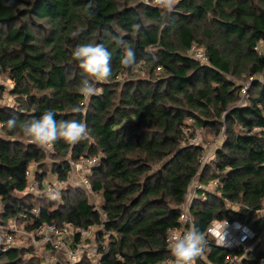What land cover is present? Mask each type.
Segmentation results:
<instances>
[{
	"label": "trees",
	"instance_id": "16d2710c",
	"mask_svg": "<svg viewBox=\"0 0 264 264\" xmlns=\"http://www.w3.org/2000/svg\"><path fill=\"white\" fill-rule=\"evenodd\" d=\"M118 32L135 52L130 68L121 64L126 49L109 39ZM88 42L111 52L112 76L85 98L71 53ZM197 49L205 64L192 58ZM0 70L13 82L9 92L0 86V96L13 97L0 103V125L52 110L57 120L78 119L90 130L75 145L56 142L47 155L19 128H0V223L15 221L32 232L102 224L95 236L99 264H164L172 260L168 234L181 228V209L197 179L216 183V194L198 191L204 199L190 206L207 240L196 264L264 260V0H178L170 13L152 0H0ZM75 105L78 114L70 111ZM197 130L219 139L203 167V148L190 142ZM45 157L60 179L69 161L96 159L90 181L101 193L105 222L80 191H65L59 202L25 192L30 166L43 170L36 176L42 187L47 182ZM222 221L253 231L246 253L214 245L207 229ZM79 242L74 236L71 247ZM0 264L42 260L14 248L0 253ZM76 264L95 262L83 257Z\"/></svg>",
	"mask_w": 264,
	"mask_h": 264
},
{
	"label": "built area",
	"instance_id": "2783aa9c",
	"mask_svg": "<svg viewBox=\"0 0 264 264\" xmlns=\"http://www.w3.org/2000/svg\"><path fill=\"white\" fill-rule=\"evenodd\" d=\"M192 58L199 61L201 64L206 63L204 53L197 49L193 50L191 54ZM246 88L242 90V95L244 96ZM1 128V127H0ZM46 153L49 155L52 153L51 148H46ZM97 164L96 159L81 158L77 161H69V169L64 174V179H60L57 174L51 176H57V178L44 183V187L41 186L40 182L36 179L37 175H41V171H35L34 166L27 168L25 172L27 187L25 192L29 194L32 198L48 199L46 193L50 187L58 188L61 195L72 189L74 191H80L86 197L94 198L93 195V185L91 184L90 177L94 166ZM37 168V167H36ZM39 169V168H38ZM196 185L197 195H194L192 200L199 198L204 199V196L198 195V191L207 192L202 190L198 180L195 179L189 186V188ZM213 188H215L216 193V183H213ZM189 192V189H188ZM49 200V199H48ZM61 197L57 201L59 202ZM95 209V207H93ZM235 210V209H234ZM96 211V210H94ZM181 215L179 217V223L181 228L170 230L166 245L168 246L169 236L175 232L177 234L183 232L186 228H190L193 224V219L190 215V204L185 201L182 209ZM102 222H105V215L100 211H96ZM31 220L28 223H32ZM69 223L64 224L61 227L42 225L37 227L33 232L26 230L24 227H18L17 222L9 221L8 223H0V253H5L11 249L18 248L21 243L18 240L21 238L23 243H21V249L24 251V258L31 259L33 256L38 257L42 260V264H60L59 256L62 255L66 261L65 264H76L83 257L91 259L95 264H99L101 254L98 252V247L96 245L95 239L91 238L92 234L95 238L98 231L103 230L102 224L99 226H90L88 229L83 230H71ZM93 232V229H95ZM207 234L213 241L214 245L218 248L228 251H234L242 248L243 252L248 251V246L246 245L249 241L254 239L253 231L245 224L240 222H215L208 229ZM74 236L80 237V242L74 247H70V244L66 237L74 238ZM108 237V235H105ZM221 241L220 244L217 241ZM29 243V244H28ZM88 243V244H87ZM28 244V245H27ZM105 244H103V248ZM32 250V253L30 252ZM171 260H167L164 264H170ZM231 264H241L240 258H234L230 260ZM260 264H264V260Z\"/></svg>",
	"mask_w": 264,
	"mask_h": 264
},
{
	"label": "clouds",
	"instance_id": "9594fccd",
	"mask_svg": "<svg viewBox=\"0 0 264 264\" xmlns=\"http://www.w3.org/2000/svg\"><path fill=\"white\" fill-rule=\"evenodd\" d=\"M152 3L163 11L172 12L178 0H152ZM134 28L139 29V25ZM125 33L118 32L115 35L109 34V39L120 47L126 49L121 64L130 68L137 63L134 50L127 48V41L123 39ZM75 36L76 33H73ZM72 59L78 62L82 70V79L77 87L78 93L90 98L98 94L97 82H107L112 76V54L103 44L81 43L71 53ZM155 59V56H154ZM70 111L78 114L81 106H72ZM52 110L45 111L39 118L25 120L18 124L15 116L10 117L5 125L9 132L19 128L26 141L35 144L40 148H51L56 142L63 141L69 145L85 140L90 135V130L84 121L78 119L57 120ZM46 196L49 200L57 201L61 197L58 188L50 187ZM218 244L221 241H217ZM169 251L172 257L170 264H196L197 258L204 255L207 240L204 233L192 224L183 232H173L168 238Z\"/></svg>",
	"mask_w": 264,
	"mask_h": 264
},
{
	"label": "rangeland",
	"instance_id": "374dc122",
	"mask_svg": "<svg viewBox=\"0 0 264 264\" xmlns=\"http://www.w3.org/2000/svg\"><path fill=\"white\" fill-rule=\"evenodd\" d=\"M0 86H3V88H5L7 92H9L12 89V87H13V82L9 80L7 74L4 73L2 70H0ZM7 92H3V94L0 96V103L1 104H6L7 105V104H11L12 103L13 97L10 94H8ZM188 124H190V121H188ZM189 134H187V136ZM190 142L192 144H194V145H198V146H201L203 148L202 157H201V161H200L201 167H203L204 165L206 166V165L210 164L213 161L216 147L217 146L219 147V139H214L212 137L211 133L197 130L196 137ZM44 164L46 165V168H47L45 174H46L47 177L49 176V181L57 178V176H51V175H54L53 174V162L51 161V159H49L48 157H45L44 158ZM32 169H35V171H37V170L41 171V172L43 171V170H40V169H38L36 167H34ZM212 184L213 183L201 184L202 187L200 186V188L202 190L207 191V193L216 194L215 193V188H213ZM196 185L197 184H195L193 187L191 186L189 188V192L187 193V196H186V201H187V203L190 204V206L192 205L193 196L197 195V190L195 189ZM93 195H94V198H91L90 196L86 197L84 194H82V197L83 198L85 197V199L87 200L88 206L95 207V209H93V210H96V211L100 212L101 206L103 204L101 193L94 189L93 190ZM234 209L238 210L236 207ZM64 224H66V223H64ZM69 225L71 226L70 227L71 230H74V231L79 230V228H76L74 225H72L70 223H69ZM83 230H85V229H83ZM94 230H96V228L93 229V232H94ZM66 238H67V240H68V242L70 244V247H71L73 245V238H71V237H66ZM91 238L95 239L93 234H92ZM20 241H21V243H23V240L21 238L18 240V242H20ZM21 243H18V244H20L18 248H21V245H22ZM59 260H60V262H62L65 259L62 258V260H61V258H59Z\"/></svg>",
	"mask_w": 264,
	"mask_h": 264
}]
</instances>
